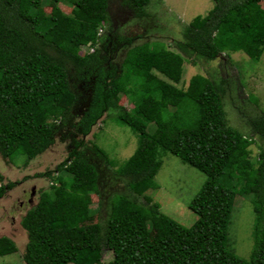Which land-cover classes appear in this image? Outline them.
Returning <instances> with one entry per match:
<instances>
[{"label":"trees","instance_id":"trees-1","mask_svg":"<svg viewBox=\"0 0 264 264\" xmlns=\"http://www.w3.org/2000/svg\"><path fill=\"white\" fill-rule=\"evenodd\" d=\"M57 1L49 0L45 14L40 0H0V157L26 164L57 135L63 139L60 130L69 135L66 156L35 175L46 177L49 187L20 218L23 263L99 264L102 252L110 250L108 264H264V112L236 107L245 118L243 134L227 123L222 108L228 79L209 80L196 95L173 84L185 57L211 61L222 51L240 50L257 61L264 49V0H211L204 15L182 24L180 38L172 42L176 50L158 38L139 42L138 35L116 31L102 38L112 0H68V13L56 8ZM115 1L135 17L145 16L149 3ZM120 94L131 108L118 105ZM247 101L256 99L249 95ZM109 110L141 138L127 168L117 172L106 166L102 148L84 141ZM150 123L157 127L153 140L146 131ZM150 141L154 151L146 146ZM253 144L257 153L251 159ZM165 152L204 175L187 203L195 214L189 226L135 192L138 186L157 187L154 176ZM103 174L119 182L107 197L99 188ZM12 185L0 184V197ZM90 188L104 214L100 222L79 224L75 213L90 202ZM242 190L253 212L247 258L227 243L234 196ZM148 225L159 236L154 244ZM16 250L10 238L0 236V256Z\"/></svg>","mask_w":264,"mask_h":264},{"label":"rangeland","instance_id":"rangeland-1","mask_svg":"<svg viewBox=\"0 0 264 264\" xmlns=\"http://www.w3.org/2000/svg\"><path fill=\"white\" fill-rule=\"evenodd\" d=\"M40 6L45 14L51 10L49 0H40ZM211 6V0H149L145 9L146 15L135 17L130 10L112 0L109 7V23L101 32V37L106 38L111 32L116 31L122 35H138L139 42L158 38L168 49L176 50L172 42L180 38L182 24L190 21L195 15H204ZM71 7L68 0L56 2V8L62 13H68ZM123 51L124 48L120 47L114 54L113 62L116 66ZM153 73L170 82L155 70ZM191 76L195 77L192 85L189 82ZM121 77L125 78L126 73L123 72ZM220 79L230 81L228 85L223 84L225 91L220 95L227 123L245 134L247 132L245 118L239 115L236 107L242 105L248 111L260 109L264 112V49L255 62L250 61L240 50L222 51L211 61L185 57L181 66L180 80L173 84L196 95L206 82L209 80L218 82ZM249 95L256 99L255 103L247 101ZM118 105L125 109L132 107L129 99L123 94L119 95ZM112 113L110 110L105 112L91 128L90 133L84 137V141L93 142L102 148L108 158L106 166L117 172L127 168L126 164L141 144V138L138 132L119 121ZM156 130L155 123L147 125L146 131L152 140ZM60 132L61 134L63 132V139L57 135L45 151L26 164L21 160L12 164L0 157V184L13 182L12 187L6 188L0 197V236L10 238L17 248L14 253L0 256V264H24L20 255L26 241V233L20 226V218L35 203L40 191H45L49 187V180L46 177L35 175L53 169L55 164L66 156L69 135L66 130ZM146 144L152 151L156 149L155 143L150 141ZM249 150V157L255 158L256 146L250 145ZM129 166L131 167L130 164ZM203 179L204 175L201 172L165 152L161 156V165L154 176L157 187L150 189L138 186L135 192L139 195H148L152 201L159 204L162 213L184 226H189L195 219V214L187 208V203ZM101 180L104 184L99 188L103 197L109 196L110 192L119 188L117 180H110L105 175ZM87 191L90 202L75 213L79 224L100 222L101 215L104 214V208L98 206V194L92 188ZM252 220L249 193L246 190L236 191L227 227V243L228 247L242 258L248 257L252 245ZM147 229L148 240L153 244L158 242L159 236L156 231L149 225ZM110 259V250H104L99 264H108Z\"/></svg>","mask_w":264,"mask_h":264}]
</instances>
